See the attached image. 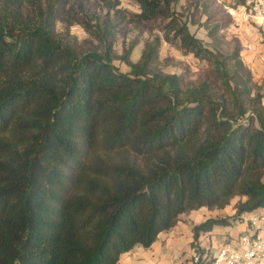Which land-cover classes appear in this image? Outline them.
Listing matches in <instances>:
<instances>
[{
  "label": "trees",
  "instance_id": "obj_1",
  "mask_svg": "<svg viewBox=\"0 0 264 264\" xmlns=\"http://www.w3.org/2000/svg\"><path fill=\"white\" fill-rule=\"evenodd\" d=\"M132 1L0 0V264H119L181 214L241 197L193 226L207 254L202 232L264 208V96L223 7ZM202 6L212 48L189 29ZM146 30L137 61V39L117 52L119 33ZM162 41L205 62L197 84L164 70Z\"/></svg>",
  "mask_w": 264,
  "mask_h": 264
},
{
  "label": "rangeland",
  "instance_id": "obj_2",
  "mask_svg": "<svg viewBox=\"0 0 264 264\" xmlns=\"http://www.w3.org/2000/svg\"><path fill=\"white\" fill-rule=\"evenodd\" d=\"M121 6L127 8L130 11H138L137 6L132 0H119ZM182 5H186V0H181ZM212 5V3H211ZM217 5L223 7V15L228 17L226 23L228 27L225 30V34L228 39L232 36H237L242 43L241 57L245 64L249 68L253 82L260 88L261 93L264 96V28L260 26V18L250 13L246 0H216L215 4L210 8V13L215 14ZM215 20L221 18V15H214ZM207 16L205 15L204 6L196 10L193 14V20L195 24H189L190 31L199 39H201L205 45L212 48V40L207 36V30L203 26ZM58 28L61 29L62 25L58 24ZM72 34L76 35L79 39H84L87 35L83 28L74 24L70 27ZM149 30H146L141 35L134 32H129L124 37L121 33L116 36L115 48L117 52L122 53L124 42L126 45H130L136 39L138 40L133 48L131 59L137 61L144 48L145 41L148 37ZM156 32V29L152 30ZM160 62L164 70L168 73H177L183 77L184 82L197 84L202 77L206 74L207 66L205 62H202L195 58L192 54L183 55L181 50L175 46H171L165 41H162L160 50ZM114 64L123 72H128L129 68L120 61H115ZM241 200V197H234L231 203L224 209H207L205 215L201 217L219 218L231 216L236 212V203ZM199 211L193 210L180 215V220H184L186 224L193 226L197 225L196 222L201 224L205 220L199 218ZM179 220V221H180ZM178 221V222H179ZM193 221V222H192ZM195 222V224H194ZM244 222L237 221L231 225L232 228L237 230ZM244 231V230H243ZM194 233V232H193Z\"/></svg>",
  "mask_w": 264,
  "mask_h": 264
},
{
  "label": "crops",
  "instance_id": "obj_3",
  "mask_svg": "<svg viewBox=\"0 0 264 264\" xmlns=\"http://www.w3.org/2000/svg\"><path fill=\"white\" fill-rule=\"evenodd\" d=\"M205 210L207 208L198 209L200 219L207 220L206 217H201L205 215ZM254 212L264 213V208ZM250 214L251 212H246L243 217ZM241 222L245 224H241L237 230L231 226H214L210 232H202L197 241L199 248L212 257L219 247L234 244L243 230H246V222ZM186 223L180 220L172 229L160 233L148 248L137 246L123 253L119 264H188L194 250V233L192 225Z\"/></svg>",
  "mask_w": 264,
  "mask_h": 264
},
{
  "label": "built area",
  "instance_id": "obj_4",
  "mask_svg": "<svg viewBox=\"0 0 264 264\" xmlns=\"http://www.w3.org/2000/svg\"><path fill=\"white\" fill-rule=\"evenodd\" d=\"M246 5L264 28V0H246ZM242 218L246 230L234 244L219 247L212 257L194 248L188 264H264V213L252 211Z\"/></svg>",
  "mask_w": 264,
  "mask_h": 264
}]
</instances>
